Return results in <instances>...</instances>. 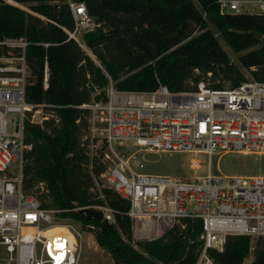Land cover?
<instances>
[{
	"label": "trees",
	"instance_id": "obj_1",
	"mask_svg": "<svg viewBox=\"0 0 264 264\" xmlns=\"http://www.w3.org/2000/svg\"><path fill=\"white\" fill-rule=\"evenodd\" d=\"M16 1L28 9L0 0V39H28L31 78L25 98L34 110H46L41 123L32 121V112L24 121V141L31 145L24 154V192L79 221L116 264H195L202 248L198 219L185 217L159 238L135 240L129 201L108 186L96 188L106 165L103 152L90 157L81 141L91 117L84 105L105 101L110 80L121 90L164 84L186 91L207 73L214 87L237 86L247 79L246 69L252 79L264 81V13L224 14L218 0H74L83 2L99 24L83 35L91 56L67 33L75 27L67 0ZM220 39L238 54L239 64ZM41 181L48 193L37 187ZM95 204L110 206L115 221L87 219L74 209ZM250 249L249 236L231 235L224 249L211 255L216 264H242ZM250 264H264L262 237Z\"/></svg>",
	"mask_w": 264,
	"mask_h": 264
},
{
	"label": "built area",
	"instance_id": "obj_2",
	"mask_svg": "<svg viewBox=\"0 0 264 264\" xmlns=\"http://www.w3.org/2000/svg\"><path fill=\"white\" fill-rule=\"evenodd\" d=\"M2 1L24 8L16 0ZM67 1L75 19L74 30L67 33L92 56L83 35L99 24L83 2ZM218 4L224 14L264 13V0ZM28 45L24 36L0 39V264H80L81 225L61 222V209L44 206L37 195L23 190L24 154L31 148L24 141V121L35 107L25 98L31 78ZM48 77L45 60V85ZM105 92V101L84 106L91 110V129H100L105 146L101 176L129 201L134 239L159 238L186 217L201 222L197 239L202 248L195 264H216L211 251H222L231 235L249 236L254 253L255 238L264 237V176H222L212 172L211 160L228 151L264 153V81L246 79L217 88L201 79L192 90L172 91L161 84L133 91L118 89L110 80ZM131 147L203 153L209 159L207 171L191 178L140 174L128 163ZM202 165L197 158L190 162L196 171ZM37 187L46 192L39 183ZM82 208L115 221L108 205L74 209Z\"/></svg>",
	"mask_w": 264,
	"mask_h": 264
},
{
	"label": "rangeland",
	"instance_id": "obj_3",
	"mask_svg": "<svg viewBox=\"0 0 264 264\" xmlns=\"http://www.w3.org/2000/svg\"><path fill=\"white\" fill-rule=\"evenodd\" d=\"M21 5L25 9H28L26 5H23L22 3ZM220 41L226 51L230 54L232 61L239 64L238 54L232 51L223 39H220ZM243 71L245 72L247 79H252L250 73L246 69H243ZM201 79L209 81L213 85L212 80H210V73L202 75L199 81ZM225 86H229V83H226ZM31 112L33 114V116L31 114V117H33L35 121L41 123L44 119L46 110L39 107L36 111L32 110ZM89 123V127L82 128L80 137L84 147L88 150L91 157L95 154L100 155V153L104 152L105 146L99 138L100 129L98 128L96 131H93L91 129V121H89ZM121 149L123 148H120L119 150ZM126 156H129L128 163L130 167L137 173L164 175L174 178H191L195 173H205L207 171V161H209L207 155L203 153L195 155L194 153L184 151H161L138 149L136 147H131L127 151ZM193 158H197L203 164L197 171L190 166V162ZM211 166L213 173L227 177L264 176V153H243L238 151L223 152L212 157ZM95 183L96 188H100V185L106 186L101 175L98 179H95ZM39 185L43 187L42 189L46 191L45 193H48V187L44 181L39 182ZM59 219L61 222H71L77 226L81 225L79 221L74 218L59 215ZM81 233L82 237L80 241L82 242V250L80 264H116L110 253L99 246L95 239V235L91 231L82 228ZM257 239L255 238V242ZM253 259L254 253H250L242 264H250Z\"/></svg>",
	"mask_w": 264,
	"mask_h": 264
},
{
	"label": "water",
	"instance_id": "obj_4",
	"mask_svg": "<svg viewBox=\"0 0 264 264\" xmlns=\"http://www.w3.org/2000/svg\"><path fill=\"white\" fill-rule=\"evenodd\" d=\"M18 121V118H17ZM81 214L83 215L84 218L87 219H98V220H102L103 216L102 214L93 208H82L80 209Z\"/></svg>",
	"mask_w": 264,
	"mask_h": 264
}]
</instances>
